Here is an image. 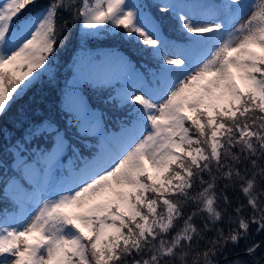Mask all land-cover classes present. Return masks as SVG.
<instances>
[{
	"label": "snow or ice",
	"instance_id": "snow-or-ice-1",
	"mask_svg": "<svg viewBox=\"0 0 264 264\" xmlns=\"http://www.w3.org/2000/svg\"><path fill=\"white\" fill-rule=\"evenodd\" d=\"M37 3L0 0V116L53 77L73 21L85 36L125 38L155 68L151 79L128 77L117 97L133 105L129 119L92 152L51 124L29 126L37 151L18 161L23 182L0 209V264H218L241 241H251L252 264H264V241L252 239L264 234V0L165 3L160 16L131 0H49L33 11ZM166 14L185 43L165 35ZM130 68L131 57L113 50L78 71L85 87H104ZM74 104L87 138L100 118L82 96ZM235 189L245 203L234 206ZM225 218L227 232L217 226Z\"/></svg>",
	"mask_w": 264,
	"mask_h": 264
},
{
	"label": "rangeland",
	"instance_id": "rangeland-1",
	"mask_svg": "<svg viewBox=\"0 0 264 264\" xmlns=\"http://www.w3.org/2000/svg\"><path fill=\"white\" fill-rule=\"evenodd\" d=\"M42 4V6H36L33 8V11H37L39 10L41 7H44L43 5L49 2V0H39ZM190 0H167V3H176V4H192L189 2ZM131 2L133 3H143L141 0H131ZM154 14V13H153ZM77 21H73V28L70 29V32L68 35H72L73 33V46L69 47L68 50L64 51L67 53V55H62L61 52H56L55 54V58L54 61L52 63V68H51V72L54 74L53 77H48L45 76L44 78H42L38 83H35L34 85H32L29 89L26 90V92L24 94L21 95V97L19 99H17L14 103H12L11 107L6 111V113L3 116H0V136H2V140L5 142V140H7V143L9 144L8 146L12 145L14 142H17L18 140H21V135H24V133H27V131H30V125L35 121V120H43L45 125H49L51 124V126L53 128H55V125L53 124L54 121V116L55 115H50V113H52L50 111V109L48 110H44V113L42 115H39L37 113H34V115H32L31 117H27L25 120H22L19 118V115H23V112L25 111V109H27L29 106L27 105H22L20 104L19 106L16 105V103L24 98L25 96L27 97L25 100H29V99H33L35 97V95H37V92L39 91V89L42 88V86H44L45 84H47L48 82H50L52 85H56L57 81H58V77H59V73H65L66 70L69 67V59L71 58H76V54L75 52H79L80 58L82 60H84V62L87 64L89 61V58L92 59V55L90 54V50L88 48H86L85 46L82 45V41H81V37L79 35V24H76ZM79 23V22H78ZM95 31V30H93ZM105 31V29H101V31L99 32L98 35H102L103 32ZM107 31V30H106ZM105 31V34L107 36H104L103 38L106 40H109V42H118L120 44H125L126 46L129 47H133L132 45H130L126 39L122 38L121 36L118 35H109L107 32ZM120 32H122V30L120 29ZM101 48V47H100ZM100 50V49H99ZM63 52V51H62ZM103 59H104V55H103ZM101 59V60H103ZM98 60V61H101ZM78 69H81V67H77V73L80 74V71H78ZM130 75H128V71H122L120 73L117 74L116 78L113 80V82L119 83V82H123V83H132V80H129L128 77ZM68 79V77L66 78V80ZM65 80V81H66ZM61 87L58 85L57 86V90L60 92ZM105 94H94L93 98L96 99V103L97 108L94 110V112L96 113L97 117L100 118L99 121V129L97 130V132H102L104 130V124H103V120L105 118H108V115H106L104 113V106L105 103L102 102L101 100H99L101 97H103ZM82 96L84 98V100L86 101V103L89 105V97L87 95H84L80 92H76V90L71 89L68 93V97L65 98L64 100V105L66 107V109L70 110L74 115H75V104L74 102L76 101V99L78 97ZM54 113V112H53ZM57 114V113H56ZM46 116L48 117L47 119H43V117ZM23 128L22 132H16L15 128ZM16 128V129H17ZM5 134L6 137H5ZM62 134V133H61ZM116 135H118L117 133H114ZM63 135V134H62ZM37 150V149H36ZM16 160H15V158ZM23 158V159H27L26 156H24L20 150H17L15 148L12 147V155H11V164H14L16 166H18V161ZM67 163V162H65ZM11 179L9 184L7 185V187L5 188V190L7 191L8 194L11 193L12 188H13V184L17 182L16 178H8ZM197 220V218H196Z\"/></svg>",
	"mask_w": 264,
	"mask_h": 264
},
{
	"label": "trees",
	"instance_id": "trees-1",
	"mask_svg": "<svg viewBox=\"0 0 264 264\" xmlns=\"http://www.w3.org/2000/svg\"><path fill=\"white\" fill-rule=\"evenodd\" d=\"M39 4H42V3L39 1ZM43 6H45V4ZM65 18H67V16H65ZM76 24H78V22H76L75 25ZM72 28H73V23H71L69 25V29L65 30L62 34V37L67 38V42L65 43V45L63 47H58V49H59L58 52H61V54L63 56L67 55V53H68V51H67V53L64 51L68 50L69 47L74 45L73 39H72L73 33H72V35H68L70 32V29H72ZM83 31L84 30L81 29V33ZM82 38L84 40L90 41V42H84L83 45L88 44L90 46L92 43L95 42L93 40V38L90 36H83ZM89 46H88V49H89ZM75 54H76V58H80L79 52H75ZM75 61H77V59L73 60V63H75ZM78 67H81V69H82L83 65H80ZM68 75H69L68 71H66L65 73H59V77H58V81H57L56 85H52L50 82H48L47 84L42 86L41 89H39V91L37 92V95H35V97L33 99L23 101L24 99L27 98L26 96L24 98L20 99L16 103L17 106L22 104V105H27L29 107L27 109H25V111L23 112V115H19V118L22 120H25L27 117H31L32 115H34V113L42 115L44 113V110H48V109H50V111L52 112L50 115H54L53 112L55 114L56 113L58 114L60 102L63 100L62 99V93L64 91V83H65L66 77ZM58 85L61 87L60 92L57 90ZM95 104H96L95 101H93L94 106H95ZM37 121L38 120H35L34 122H37ZM16 128H15L16 132H21V130L23 129V128H17V129ZM6 135L7 134H5V137H6ZM21 138H22L21 143L16 145L15 148L19 150L21 148L20 144H23L24 150H22V148H21V151L23 154L26 155L28 152H30L33 149V146L35 144H37V142L33 141L32 139H26V138L23 139V137H21ZM7 140H5V142H4L2 140V136H0V151L5 149V146L7 145ZM39 144L45 145L46 143H45V141H43L42 143H39ZM0 159H1V157H0ZM0 168H1V166H0ZM229 195L234 202V206L246 202V198L244 197L243 193L239 191V189L230 190ZM244 215L245 216L249 215V211L247 209L245 210ZM203 222H204L203 216H198L197 220H196L197 225H201ZM217 226L223 228L225 230V232H227V230L229 228V223H228L227 218H225V220L223 222H217ZM232 227H235V225L233 224ZM253 228H254V226H253ZM209 235L211 236L212 234H209ZM252 239L255 240L256 242L264 241V234L257 235L253 231ZM248 243H251V241H241L239 246H233L230 244L228 246V250L225 253V255L227 256V259H225L224 256H219L217 258L218 264H232V262L237 261V260L241 261L242 264H252V258L247 256L245 251H244V249ZM261 256H264V252H260L259 255H257L256 259L259 260L261 258Z\"/></svg>",
	"mask_w": 264,
	"mask_h": 264
}]
</instances>
